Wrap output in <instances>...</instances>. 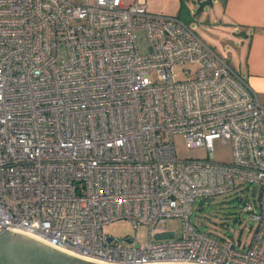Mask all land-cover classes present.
Masks as SVG:
<instances>
[{
	"label": "built area",
	"instance_id": "1",
	"mask_svg": "<svg viewBox=\"0 0 264 264\" xmlns=\"http://www.w3.org/2000/svg\"><path fill=\"white\" fill-rule=\"evenodd\" d=\"M124 1L0 0V233L112 264H264V102L190 25ZM176 133L207 156L178 157ZM237 187L249 241L190 221ZM118 219L146 241L105 233Z\"/></svg>",
	"mask_w": 264,
	"mask_h": 264
},
{
	"label": "rangeland",
	"instance_id": "2",
	"mask_svg": "<svg viewBox=\"0 0 264 264\" xmlns=\"http://www.w3.org/2000/svg\"><path fill=\"white\" fill-rule=\"evenodd\" d=\"M91 1V0H90ZM131 0H125V3ZM211 0H146L148 10L156 15L175 16L190 25L213 49L225 58L230 64H237V43L232 35L219 29L213 22ZM217 6V4H216ZM231 38L233 41H231ZM232 65V64H231ZM175 151L180 158L206 157L207 152L203 147L187 148L184 136L176 133L173 136ZM213 157L217 161L230 162L232 160V146L223 143L220 139L213 141ZM247 185H245L246 187ZM244 191V195H242ZM255 197L251 191H245L242 187L217 194L206 199H198L192 207L190 221L200 230L212 232L220 236L232 237L235 241H249L252 235L250 225L254 224L251 215L242 210L244 199L254 204ZM238 220V224L235 221ZM167 232L180 235L182 220L179 217H170L166 221ZM105 233L116 238L134 236L138 233L140 243L146 241V231L143 226L136 229L126 219H118L103 226Z\"/></svg>",
	"mask_w": 264,
	"mask_h": 264
},
{
	"label": "crops",
	"instance_id": "3",
	"mask_svg": "<svg viewBox=\"0 0 264 264\" xmlns=\"http://www.w3.org/2000/svg\"><path fill=\"white\" fill-rule=\"evenodd\" d=\"M209 4L213 22L237 43L238 61L231 66L264 102V0H211Z\"/></svg>",
	"mask_w": 264,
	"mask_h": 264
},
{
	"label": "water",
	"instance_id": "4",
	"mask_svg": "<svg viewBox=\"0 0 264 264\" xmlns=\"http://www.w3.org/2000/svg\"><path fill=\"white\" fill-rule=\"evenodd\" d=\"M166 235V234H165ZM159 237V236H157ZM0 264H112L79 256L59 248L38 236L7 228L0 233ZM143 264H194L154 262Z\"/></svg>",
	"mask_w": 264,
	"mask_h": 264
}]
</instances>
